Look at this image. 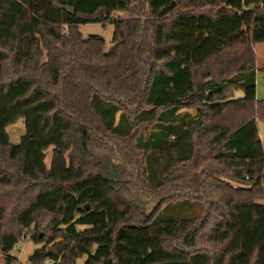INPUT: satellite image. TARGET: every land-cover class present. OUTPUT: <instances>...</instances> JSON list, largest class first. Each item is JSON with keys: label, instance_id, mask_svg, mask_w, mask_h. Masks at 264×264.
Here are the masks:
<instances>
[{"label": "trees", "instance_id": "trees-1", "mask_svg": "<svg viewBox=\"0 0 264 264\" xmlns=\"http://www.w3.org/2000/svg\"><path fill=\"white\" fill-rule=\"evenodd\" d=\"M230 2L0 0L6 264H18L11 252L27 239L41 245L29 257L36 264H264L257 70L197 90L201 64L169 54L183 45L171 36L182 20L216 24L235 14ZM252 11L258 46L264 0ZM109 23L108 51L102 35L81 31ZM239 90L253 91L252 116L228 134L206 133ZM223 102L220 114L193 112ZM20 119L25 133L13 143L8 128Z\"/></svg>", "mask_w": 264, "mask_h": 264}, {"label": "crops", "instance_id": "crops-1", "mask_svg": "<svg viewBox=\"0 0 264 264\" xmlns=\"http://www.w3.org/2000/svg\"><path fill=\"white\" fill-rule=\"evenodd\" d=\"M253 17L254 13L251 10V13H244L242 11L235 12L232 16H224L216 24L203 22V25L195 26L191 21H185L186 23H184L185 19L182 20L181 24L189 23L188 25L192 27L190 34V57L195 55L201 56V59L198 60L199 62H196L202 65V70L199 73L201 76L200 81L202 82L200 88L215 81L220 73H223L222 77H228L242 69L254 67L257 70L261 67L259 66V62L264 59L263 44L254 46L249 40ZM180 32H182V29H180ZM178 40L181 41V39ZM183 46H179V48ZM175 54L185 57L188 55V53L183 52H176ZM252 94L253 91L249 90L244 95H241L238 100L232 101L234 111L237 110L239 113L243 111L241 118L244 117V113H246L248 107L251 108L249 115L247 114L243 120H241L240 116L235 119L231 115L229 119L223 120V122L217 124L214 128L221 130L222 135H225L248 120L252 116ZM227 105L228 102H224L216 105V107L224 109ZM259 123L261 121H258L259 134L261 139L264 140Z\"/></svg>", "mask_w": 264, "mask_h": 264}, {"label": "rangeland", "instance_id": "rangeland-1", "mask_svg": "<svg viewBox=\"0 0 264 264\" xmlns=\"http://www.w3.org/2000/svg\"><path fill=\"white\" fill-rule=\"evenodd\" d=\"M260 1L261 0H246L245 2H241V0H231L230 6L234 7L236 9L237 13L242 12V11L244 13H251L252 7L256 4H259ZM129 14L130 13L128 11L116 13L117 16H121L124 18L128 17ZM185 21H188V22L191 21V23L193 22L195 24V26L196 25L201 26L204 24L203 22H197L194 19H185L183 22L186 23ZM188 24H184V25L181 23L178 24V26L181 27L180 29H182V32H180V33L178 32V33L171 35L174 39H177V40L181 39L184 46L181 48H179V47L173 48L171 51H169V54H175L176 52L188 53V55L186 57V61L196 63V62H199L198 60L201 59V56L195 55V56L190 57V55H189L190 48H191L190 34L192 32V27H190ZM114 30H115V26L112 23H109L106 25H102V24L85 25V26H82V28H81V31H82L84 36L93 35V34L102 35L105 38V49L107 51L113 45ZM263 48H264V44H263ZM259 66H261V67L257 69V82H256V88L254 91H255V96L257 99H263L264 98V59L261 60V62H259ZM201 70H202V65L196 74L195 83H196V89L197 90H201V88H202V87L200 88V85L202 84V82L200 81L201 76L199 74L201 72ZM222 75H223V73H220L218 75V77L219 76L222 77ZM244 94H245V92L243 90H239L236 92L235 97L233 99L238 100V98ZM211 109H214L217 114H220L224 110L221 107H216V105H215V108H213V107L209 108V107H205L203 105H199L197 109L193 110V112L197 111V112H201L205 115H208L210 113ZM250 110H251V108L248 107L246 110V113H244V117L241 118L243 111H242V113L241 112L239 113V111H237V110L234 111V108L231 105L224 112V114H222L220 117H218L217 119L214 120L213 125L211 127H208L205 130V132L206 133H212L213 131L216 130V128H214V127L217 124L223 122V120L229 119L231 117V115H233L232 117L235 119L239 118V116H240L241 120H243L247 116V114L248 115L250 114ZM232 112L235 114H233ZM259 127H260L262 135L264 137V123H262V122L259 123ZM8 132L10 134L11 141L13 143H18L20 141L21 136L25 133V126H24L23 119H20L15 125L10 126L8 128ZM51 154H52V148H50L47 152L46 164L48 166L50 165ZM101 159H103V158H101ZM108 163L111 164L110 161ZM117 169H118V167L116 168V170ZM116 170L112 174V176L114 178H117L118 173ZM149 205L148 206L151 208V206H152L151 203ZM146 210H147V208H146ZM148 210H149V208H148ZM39 246H41V245L35 244L33 241L27 239L24 242H20L19 244H17V246L12 250L11 255H13L17 258L18 264H30L29 257L35 251V249ZM5 257L6 256L4 254L0 253V264H6ZM83 263H84V259H81L78 261V264H83Z\"/></svg>", "mask_w": 264, "mask_h": 264}, {"label": "water", "instance_id": "water-1", "mask_svg": "<svg viewBox=\"0 0 264 264\" xmlns=\"http://www.w3.org/2000/svg\"><path fill=\"white\" fill-rule=\"evenodd\" d=\"M225 3H228L230 0H223ZM64 9H66L68 11V13L70 14H74L75 13V9L72 6L69 5H65L63 6ZM88 207V206H87Z\"/></svg>", "mask_w": 264, "mask_h": 264}, {"label": "built area", "instance_id": "built-area-1", "mask_svg": "<svg viewBox=\"0 0 264 264\" xmlns=\"http://www.w3.org/2000/svg\"><path fill=\"white\" fill-rule=\"evenodd\" d=\"M242 2H244L245 0H241ZM30 264H36V263H30ZM42 264H51V262L49 260L45 261L44 263Z\"/></svg>", "mask_w": 264, "mask_h": 264}]
</instances>
